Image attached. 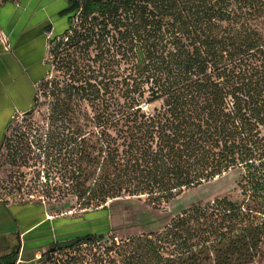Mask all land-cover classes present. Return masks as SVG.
Returning <instances> with one entry per match:
<instances>
[{
    "label": "trees",
    "instance_id": "trees-1",
    "mask_svg": "<svg viewBox=\"0 0 264 264\" xmlns=\"http://www.w3.org/2000/svg\"><path fill=\"white\" fill-rule=\"evenodd\" d=\"M60 14L67 27L51 39L65 36L62 45L81 55L72 98L46 146L25 137L18 149L46 148L48 159L69 148L81 209L142 195L167 201L236 167L243 199L194 203L160 230L124 239L66 237L40 257L51 264L254 263L264 245V0H68ZM19 252L17 243L0 264H14ZM63 252L65 262L53 259Z\"/></svg>",
    "mask_w": 264,
    "mask_h": 264
},
{
    "label": "rangeland",
    "instance_id": "rangeland-1",
    "mask_svg": "<svg viewBox=\"0 0 264 264\" xmlns=\"http://www.w3.org/2000/svg\"><path fill=\"white\" fill-rule=\"evenodd\" d=\"M3 1L0 0V3ZM76 18L72 21L75 28L78 25ZM67 35H71L70 32ZM52 37L47 40L48 71L35 85L30 114L16 112L6 125L0 122V138L2 132L5 137L0 149V256L20 243L18 231H14L18 228L15 224L18 216L12 214V207L16 205H42L48 215L71 220L63 226L62 239L86 232H103L106 240H119L160 230L173 216L194 203H204L222 196L233 201L243 199L237 186L243 170L236 167L199 185L183 189L167 201L150 202L142 195L121 198L109 208L107 202L97 208L81 209L72 193L69 179L71 166L66 165L70 157L69 148L68 155L64 149L60 156L53 150L48 159L45 156L46 148H41L39 152L37 149L30 150L29 153L18 149L21 141L26 140L25 137L30 141H40L38 143L46 146L49 127L54 124L59 128L62 122L60 111L72 98V78L77 73L74 67L79 69L78 57L81 55L78 51H73L77 49L62 45L65 36L60 40L51 39ZM80 104L79 110L90 111L88 103ZM11 149L14 150L11 152ZM44 236L40 235V239L27 242L28 249L25 252L20 245L21 262L17 264H51L40 257L44 251L41 248L48 244ZM33 247L34 249H30ZM53 259L65 262L67 255L65 252L58 253ZM252 264H264V245L260 256Z\"/></svg>",
    "mask_w": 264,
    "mask_h": 264
},
{
    "label": "crops",
    "instance_id": "crops-1",
    "mask_svg": "<svg viewBox=\"0 0 264 264\" xmlns=\"http://www.w3.org/2000/svg\"><path fill=\"white\" fill-rule=\"evenodd\" d=\"M67 3L68 0L0 3V117L5 114L7 119L30 109L35 85L48 71L47 40L62 34L67 27V16L60 14ZM42 207L34 203L12 207V214L18 216L15 220L18 228L14 231H18L24 252L28 249L27 242L40 239V235H45L47 245L61 240L63 226L71 222L65 217L48 215Z\"/></svg>",
    "mask_w": 264,
    "mask_h": 264
},
{
    "label": "flooded vegetation",
    "instance_id": "flooded-vegetation-1",
    "mask_svg": "<svg viewBox=\"0 0 264 264\" xmlns=\"http://www.w3.org/2000/svg\"><path fill=\"white\" fill-rule=\"evenodd\" d=\"M28 110H30V109H28ZM27 110V111H28ZM27 111H24L23 113H25V112H27ZM11 116H13V114L12 115H10V117ZM1 117L3 118V119H1ZM0 117V122L2 123V122H4V123H6L7 121H8V119L10 118V117H8L7 119H6V117H5V114H2V116ZM4 120V121H3ZM6 125V124H5ZM3 133V132H2ZM1 136H2V134H1ZM0 149L2 148V140H1V138H0Z\"/></svg>",
    "mask_w": 264,
    "mask_h": 264
},
{
    "label": "built area",
    "instance_id": "built-area-1",
    "mask_svg": "<svg viewBox=\"0 0 264 264\" xmlns=\"http://www.w3.org/2000/svg\"><path fill=\"white\" fill-rule=\"evenodd\" d=\"M19 262H21V255H20V253L18 254V257L16 258V261H15L14 264H17Z\"/></svg>",
    "mask_w": 264,
    "mask_h": 264
}]
</instances>
